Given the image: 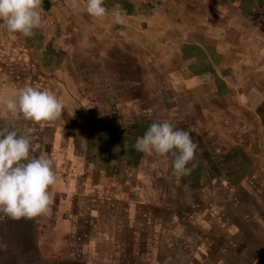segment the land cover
Masks as SVG:
<instances>
[{
    "label": "crops",
    "instance_id": "obj_1",
    "mask_svg": "<svg viewBox=\"0 0 264 264\" xmlns=\"http://www.w3.org/2000/svg\"><path fill=\"white\" fill-rule=\"evenodd\" d=\"M69 1L66 0V8L61 14L64 21L55 23L61 37L56 35L58 33H53L54 26L49 25L34 30L35 34L29 37L32 41L35 40L37 49V40L43 42L48 34H54L49 40L50 44L46 41L48 48H51V55L41 66L45 67L41 71L42 75L51 80L54 78L53 73L57 72L56 68L60 66L62 77L69 84L66 87L76 88V92L81 94L82 87L85 89L87 86L81 67L85 57L81 54L83 47L89 45L85 42L91 39V42L95 41L89 45L90 49L102 48L101 50L110 53L116 64L126 66L123 67L125 74H138L136 70H140L141 88L136 84V89L141 93L147 90V99H138L139 94H125L126 109L120 108L124 109L123 113L128 118V122H125L128 123L127 129L123 131L127 136L119 135V143L113 148L108 134L104 137L97 136L95 143L97 148L100 147L99 144L108 145L106 159L113 160L116 157L134 161L133 171L138 181L140 171L135 168L137 156L131 158L130 153L134 151L137 138L145 134L152 122L169 120L176 127L190 131L197 145L198 132L210 137L203 130L204 127L210 125L209 128H215L216 135L208 142L211 144L206 156L208 160L204 162L199 155L194 163L198 168H203L202 164L225 166L220 169L223 175L221 184L226 181L231 184L238 198L231 203V199L227 200L223 196L221 206L227 211L226 217L230 215L231 207L235 208L236 216L239 213L245 215L246 221L235 222L237 240L251 241L238 251V264H264V0H105L104 7L108 14L99 19L86 12L85 0H77L79 8L74 15ZM116 5L126 14L123 25L114 23L112 13ZM43 12L45 13L44 10L41 11ZM70 22L73 25H68ZM15 35L18 37L19 34ZM11 36L13 35L7 33L5 39L15 58V53H18L15 50L16 44L18 47L20 44L17 43L19 39L12 42ZM87 62L90 63L89 60ZM53 63L57 67L53 68ZM6 74L8 79L14 81L21 78L12 71ZM72 74L78 75L77 83L70 84ZM26 78L32 77L28 75ZM11 81L0 92L8 96L15 95L22 85ZM125 81L123 80L124 83ZM127 82L129 86L135 85L131 80ZM126 89L129 90L127 87ZM62 92V97L66 98L63 105L67 116L61 117L58 126L54 124L56 120L46 130L45 133L52 142L65 139L68 142L70 135L66 136V133L74 122L68 114L71 97L65 88ZM108 92L111 94L114 90L110 88ZM76 104L73 107H81L83 110L81 103ZM181 112H186L187 115L180 114ZM4 113L5 111L1 114L5 116ZM98 139H102L101 143ZM125 141L127 144L124 145ZM100 150L99 148V152H95L100 154ZM103 159L104 157L101 158L102 161ZM156 159L154 163L162 167V163H157L159 159ZM93 169L99 170V166L93 165ZM190 175L191 182L194 178L191 184L194 185V191H201L200 187L203 188V185L214 191V173H203L200 177ZM208 177L211 178L207 181ZM163 184L161 192L168 183ZM162 194L165 195L164 192ZM86 206H75L78 211L81 210L79 218H75L76 224L72 225L73 218H63L65 221L61 223L62 230L59 234L53 232V225L58 223L54 220V214L45 218L50 227H46L50 229L47 233L55 234L47 243V247L51 249H46L43 254L37 241L38 254H30L32 250H29V256L33 257L23 263L19 261V264H109L107 259L104 262L97 259L105 254H113L111 245L108 242L104 244L105 240H109L107 236L113 234L112 207L109 205L104 209L99 205L90 212ZM98 210L102 215L99 221L93 217ZM252 214L255 218L253 223V219L249 220ZM177 224L181 225L180 222ZM97 228L101 230L98 233ZM43 241L41 238L40 242ZM4 250L0 249V253ZM4 255L0 259L5 263L10 253L0 254L1 257Z\"/></svg>",
    "mask_w": 264,
    "mask_h": 264
},
{
    "label": "rangeland",
    "instance_id": "obj_2",
    "mask_svg": "<svg viewBox=\"0 0 264 264\" xmlns=\"http://www.w3.org/2000/svg\"><path fill=\"white\" fill-rule=\"evenodd\" d=\"M65 2L66 0H43L42 3V9L45 13H41V16L46 22L45 25L54 26L53 33L55 34L58 33L55 23L60 20L64 21L61 14L66 8ZM73 11L75 15L77 10ZM68 25L71 26L73 23L70 22ZM7 33L9 32L4 27H0V90L5 89L8 85L7 82L12 80L8 79L6 74V72L12 71L15 76L19 74L21 78L15 79V81L13 79L11 82H17L22 87L28 83L38 86L42 90L47 89L54 93L62 103L66 101L65 96L62 97L63 88L68 91L71 97L69 98L71 104L68 114L70 120L74 122L70 124L66 133V136L67 134L70 135L68 142L66 139L65 141L52 142L47 137L45 132L49 130L52 122L43 128L29 124V127L33 129V136L36 137L35 152L46 151L54 161L57 184L51 187L50 191L54 195L52 205L54 220H57L58 223L53 225V232L61 233V223L65 221L63 218H73L72 225L77 223L76 219L79 218V211H81L75 208L77 205H87L86 208H89L90 212L96 210L99 205L104 209L111 205L113 210L111 231L113 234L107 236L109 240L103 241L104 244L108 242V245H111V253L113 252V254H105L97 260L104 262L107 259L109 264H238V251L247 246L245 243L251 241L237 240L235 222L237 220L246 221L245 215L239 213L238 218L235 208L232 209L231 207L228 218L226 217V209L221 206L223 196L227 200L231 199V203L238 198L231 184H227V181L221 184L223 175H221L220 169L225 168L224 165L217 167L216 164H208L207 166L202 164L203 168L200 166L198 168L195 165L193 168L195 171H192L191 174L197 177L203 173H214L215 188L212 191L211 187L203 185V188L200 187L201 191H194V185H191L194 178L192 182L191 175L176 178L172 175L170 161L165 163L159 160L157 163H162L161 167L154 163L157 160L156 157L147 156L134 148L130 155L131 158L137 156L135 168H139L140 171L138 181L133 171L134 161H124L116 157L113 160L106 159V153L109 152L108 145L101 146L99 144L101 153L95 152L96 150L99 152V148L95 144L97 136L110 135L113 148L117 142L119 143L117 137L126 133L123 132L128 125L125 123L128 122V118L123 113L126 109L124 100L127 95L125 94L130 93L133 96L139 94L138 99H147V90L141 93L139 89H136V84L138 88H141L142 74L140 70H136L138 74L135 72H129V75L125 74L126 70L123 67L126 66L121 67L116 64L110 53L101 50L102 48L90 49L89 45L93 44L95 40L93 42H91L92 39L91 41L87 40L85 43L89 45L83 47L81 54L85 57L81 67L82 76L87 86L85 89L82 87V91L86 92L79 94L76 92V88L66 87L69 84L62 77L60 66L58 68L53 63V68L54 66L57 67V72H52L53 79L49 80L42 75L43 72L41 71L45 70V67L41 68V66L48 61L49 55H51L49 54L51 48H48L47 45L48 42L50 44L54 34H48L49 37L47 35V39L45 38L46 40L44 39L43 42L37 40L36 49L35 40L32 41L29 37L20 35L17 37V35L10 33L13 35L10 37L11 41L16 42L19 39L17 43L20 44V47L16 44L15 50L18 53H15L14 58V53L11 54L12 49L6 43ZM56 35L61 37V33ZM46 41L48 42L46 43ZM88 60L90 63L87 62ZM28 75H31L32 78H26ZM45 75L48 74L45 73ZM72 75L69 78L70 84L77 83L78 75H75L76 77ZM119 80L121 82L126 80V83H121ZM128 80L135 82V85L129 86ZM80 84L84 85L81 81ZM110 88L114 90L111 94L108 92ZM76 102L82 104L83 110L81 107L80 109L73 107L77 105ZM120 107L124 109L121 110ZM4 111L5 116L1 114ZM185 113L181 112L180 114L184 115ZM63 116L64 118L67 116L65 109L61 117ZM60 121L61 118L54 124L58 126ZM9 123H15L17 128L23 130L28 122L23 121L19 116L13 117L0 107V127ZM209 126L202 129L210 137L198 132L199 138L196 141L199 142L196 158L201 155L204 162L208 160L206 156L209 153V145L211 146L208 142H210V138L214 139L212 136L216 135L214 133L216 129L209 128ZM79 132L83 133L78 136L77 133L79 134ZM125 135L127 136V134ZM98 140L101 143L102 139ZM125 143L127 144L126 141L123 144L125 145ZM124 145H121L122 148ZM102 157H104L103 161L101 160ZM114 160L115 162L111 163ZM93 165L99 166V170L93 169ZM210 178L208 177L207 181ZM164 182L168 184L161 192L165 185ZM163 192L165 193L164 196ZM98 211L93 216L96 217L97 221L102 217L100 210ZM234 215L235 218H232ZM250 219H253L251 222L253 223L254 214L250 215ZM89 221L88 218L87 222L89 223ZM177 222H180L181 225H178ZM80 225L81 228H84V225ZM46 227L50 228L45 218L43 220L0 218V249H5L4 253H10V256L5 259V263L0 259V264H16V262L19 264V261L23 263L33 257L29 256V250H32L30 254H38L36 233L39 229L40 232H38L45 241V247L43 241L39 248L45 254L46 249H51V247H47V243L52 239V235L55 236V234H48L47 231L50 229H46ZM100 231L97 228V233ZM46 237L47 239H45ZM46 240L48 241L46 242ZM102 246L103 244H101V248ZM4 257L5 255L0 256L2 259Z\"/></svg>",
    "mask_w": 264,
    "mask_h": 264
},
{
    "label": "clouds",
    "instance_id": "obj_3",
    "mask_svg": "<svg viewBox=\"0 0 264 264\" xmlns=\"http://www.w3.org/2000/svg\"><path fill=\"white\" fill-rule=\"evenodd\" d=\"M42 3L43 0H0V27L9 33L32 37L34 30L46 23L41 16ZM104 3L105 0H85L86 12L103 18L108 14ZM70 7L78 9L77 0H70ZM112 15L115 24L126 22V14L119 5ZM0 107L28 122L23 130L15 123L0 127V218H49L54 203L50 188L57 184V175L50 154L43 150L35 152L36 137L29 124L41 128L49 125L61 118L64 105L54 93L26 83L15 95L0 93ZM134 148L165 163L170 161L172 175L179 179L190 175L195 167L198 145L190 131L165 119L152 122L145 134L137 138Z\"/></svg>",
    "mask_w": 264,
    "mask_h": 264
},
{
    "label": "trees",
    "instance_id": "obj_4",
    "mask_svg": "<svg viewBox=\"0 0 264 264\" xmlns=\"http://www.w3.org/2000/svg\"><path fill=\"white\" fill-rule=\"evenodd\" d=\"M72 160H73V159H72ZM73 162H74V161H73ZM74 163H75V162H74ZM38 231L40 232V229H39ZM38 231H37V233H36V236H37V239H38L39 243H41V242H40L41 234H40ZM41 231H42V230H41Z\"/></svg>",
    "mask_w": 264,
    "mask_h": 264
}]
</instances>
